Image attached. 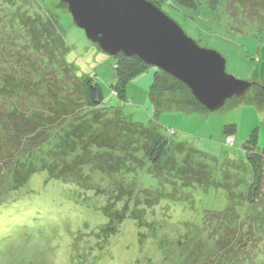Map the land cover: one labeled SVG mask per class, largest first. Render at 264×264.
Returning a JSON list of instances; mask_svg holds the SVG:
<instances>
[{
	"label": "rangeland",
	"instance_id": "1",
	"mask_svg": "<svg viewBox=\"0 0 264 264\" xmlns=\"http://www.w3.org/2000/svg\"><path fill=\"white\" fill-rule=\"evenodd\" d=\"M147 1L199 47L219 53L226 73L260 87H250L214 112H158L149 96L157 68L148 66L130 78L123 100L111 88L115 59L87 40L57 0H0L39 47L30 55L24 36L12 51L25 63L0 61L5 119L0 137L37 138L25 166L16 161L0 179V210L10 204L15 217L25 219L9 220L0 229V264H209L221 254L218 231L207 228L205 213H221L220 222L231 228L244 220L252 181L247 150L264 148L263 25L259 36L238 28L222 2L213 9L205 0H193V8ZM259 4L253 7L258 17L264 13ZM52 61H61L72 75L67 71L60 78ZM88 78L102 89L98 108H85L79 83ZM153 134L167 143L156 165L143 153ZM43 146L55 149L47 159L57 158L60 183L52 179L57 171L35 154ZM51 184L56 187L50 189ZM35 212L39 221L32 222L29 214ZM227 238L235 240L228 232ZM255 242L247 235L235 248L250 256ZM236 256L228 260L236 264ZM254 264H264V257L257 256Z\"/></svg>",
	"mask_w": 264,
	"mask_h": 264
},
{
	"label": "trees",
	"instance_id": "2",
	"mask_svg": "<svg viewBox=\"0 0 264 264\" xmlns=\"http://www.w3.org/2000/svg\"><path fill=\"white\" fill-rule=\"evenodd\" d=\"M57 1L59 7L62 8L65 12H68L66 5L64 3H61L59 0ZM172 1L176 2L180 6L187 8H193L194 6L193 0ZM205 1L213 9L217 7L219 2L224 3V13L230 16L231 20L237 25L238 28L250 30L256 35H258L257 28H260L261 25H263V27L261 28L264 29V13H260L261 16L259 17L253 14V12L255 11L254 4L260 3L258 5L259 10L264 11V0ZM250 17L251 19L249 20ZM18 19L19 17H17L9 9L5 10L2 8V6H0V61L2 62V64L5 65L7 63L11 64V58L12 60L16 58L19 61L21 58V61L25 63V60H23V58L21 57L22 55L20 56L18 53H14L12 51L13 45L22 42L23 39H25L24 36L27 37L24 31L22 30L21 26L17 22ZM27 42L30 45V49L28 48L29 54L32 55L34 54V52H36L35 49H39V47L36 45L33 46L29 38ZM26 45L27 44H25V46L21 45V47L27 48L28 46ZM29 54L27 55L29 56ZM53 57L55 58V60H58L55 56ZM113 58L116 61V63L114 64L115 84L111 88L113 93L116 94L117 97L125 100L126 83L134 75L145 71L148 65L144 64L137 58H128L122 54H118ZM53 62L54 61H52V63ZM60 63L61 65L56 64L54 62V64L58 66L54 67L57 69L58 76L64 79L63 75H66V73L68 72L71 74V72L66 66H64L61 61ZM65 69L66 71H64ZM59 71H62V73L60 74ZM79 84L82 85V87L84 88L83 94L85 108H98L103 103V93L99 83L88 78L83 80L82 84ZM251 87H260V85L257 83H251ZM149 96L156 111L158 112L168 111L174 108L202 113L207 112L204 108H202L196 103L190 91L184 84L160 70L153 77L152 84L149 88ZM4 120V110L2 109V106L0 104V124L3 123ZM231 130L232 129L226 131L225 133L229 135L231 134ZM57 131L58 134L63 133V130L61 128ZM144 135L147 136L148 134L145 133ZM18 136L20 135H8L4 139H1L0 137V179L4 174L10 171L11 167L16 161V163L25 166L26 162L28 161V157L32 156L35 151V146L32 144L37 139L36 137H32L29 135H21V137ZM16 141L19 142L17 143ZM55 141L57 144L58 138H56ZM249 142L254 143V139L251 138ZM166 149L167 143L162 140L159 134H153V138L151 139L149 144L146 145V147H143L144 157L151 164H159L165 154ZM51 150L55 149H52V147L50 146H43L41 147V150H37L35 154L38 153V155L40 156L43 155L45 158L43 159V163H45V166L47 165L49 168H52V170L57 171V174H53L52 179L57 180V182H59L58 180L60 175L58 174L60 173H58V164L55 163L57 158H55V160L53 159L52 161L47 159V154H51ZM38 155L34 158V164L38 163L36 162L38 161ZM55 155H57V153ZM247 160L252 171V181L246 192L244 220L235 227L231 228L230 225L228 226V224L220 222L222 215L221 213L211 211L206 212L204 215V221L206 223L207 228L211 230V233H213L214 230L218 231V233L215 234V242L221 254L220 258L217 261L210 260L209 264H223V260L228 261L230 264H234L232 260H228L231 254H235V256L238 254V257L236 256L235 258V260L237 261L236 264H254V260L257 258V256L264 257V148L261 149L259 153H253L247 150ZM29 163H31V165L29 166H32V162ZM73 179L74 178L72 177V180ZM45 182L47 184V180H45ZM53 185L54 184L50 185V189L52 187L58 186V183L56 184V186ZM1 206L2 204H0V207ZM16 211L17 209L11 207L10 204L6 205L5 208L3 207L0 210V229L3 227V224L5 222H8L9 220H12L14 223H20L22 221H25L24 217H22V219L20 220L15 217ZM29 215L33 216L34 221L31 220L32 222H36L35 220L37 219V221H39V217L36 212ZM210 216L213 217L211 218ZM246 219H248L250 222L247 223ZM227 232L232 234L233 237H235V240L234 238H227ZM250 234H252V236H250ZM247 235L248 237H252L253 240H256L255 251L250 256H246L245 254L241 253L239 254L238 250L236 249L240 247V244L243 242L244 237H246ZM234 241H239V243L236 242L235 246L230 250L232 245H234ZM234 248L235 253H233L234 251H232ZM225 256L227 257L225 258Z\"/></svg>",
	"mask_w": 264,
	"mask_h": 264
},
{
	"label": "water",
	"instance_id": "3",
	"mask_svg": "<svg viewBox=\"0 0 264 264\" xmlns=\"http://www.w3.org/2000/svg\"><path fill=\"white\" fill-rule=\"evenodd\" d=\"M59 1L66 5L75 26L102 52L110 57L137 58L170 75L207 112L220 110L251 87V82L226 73L219 53L199 47L147 0Z\"/></svg>",
	"mask_w": 264,
	"mask_h": 264
}]
</instances>
